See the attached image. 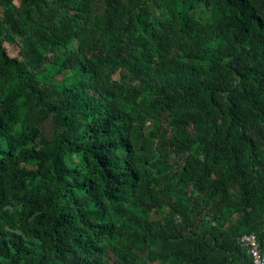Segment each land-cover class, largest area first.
Masks as SVG:
<instances>
[{"label": "trees", "instance_id": "obj_1", "mask_svg": "<svg viewBox=\"0 0 264 264\" xmlns=\"http://www.w3.org/2000/svg\"><path fill=\"white\" fill-rule=\"evenodd\" d=\"M248 233L264 260V0H0V264H250Z\"/></svg>", "mask_w": 264, "mask_h": 264}, {"label": "built area", "instance_id": "obj_2", "mask_svg": "<svg viewBox=\"0 0 264 264\" xmlns=\"http://www.w3.org/2000/svg\"><path fill=\"white\" fill-rule=\"evenodd\" d=\"M241 241L248 247L251 255L250 264H264L262 251L257 237L253 233L244 234Z\"/></svg>", "mask_w": 264, "mask_h": 264}, {"label": "rangeland", "instance_id": "obj_3", "mask_svg": "<svg viewBox=\"0 0 264 264\" xmlns=\"http://www.w3.org/2000/svg\"><path fill=\"white\" fill-rule=\"evenodd\" d=\"M6 46L11 55H18L19 54V46L15 43H9L6 41Z\"/></svg>", "mask_w": 264, "mask_h": 264}]
</instances>
